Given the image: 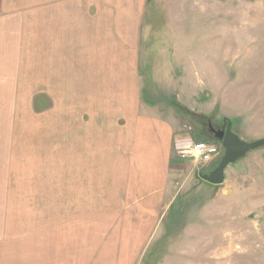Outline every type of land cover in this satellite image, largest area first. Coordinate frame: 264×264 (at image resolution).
<instances>
[{
    "label": "rangeland",
    "instance_id": "374dc122",
    "mask_svg": "<svg viewBox=\"0 0 264 264\" xmlns=\"http://www.w3.org/2000/svg\"><path fill=\"white\" fill-rule=\"evenodd\" d=\"M6 3L20 9L26 23L34 8L49 4ZM108 4L121 10L123 20L137 5L142 85L150 99L158 97L160 110L177 118L178 133L213 139L203 135L207 121L222 119L206 112L210 84L217 110L239 117L248 138L264 135V0ZM161 92L170 98L161 99ZM46 100L42 107L36 100L34 110L48 109ZM5 101L0 96V137L7 115L12 127L32 120L19 109L2 113ZM25 157L4 162L9 171L0 176V264H264V147L229 165L222 184L201 177L218 163L179 169L161 209L104 210L96 202L106 196L89 193L83 202L87 198L94 209L74 210L59 173L50 178L49 163Z\"/></svg>",
    "mask_w": 264,
    "mask_h": 264
},
{
    "label": "crops",
    "instance_id": "0c3cea01",
    "mask_svg": "<svg viewBox=\"0 0 264 264\" xmlns=\"http://www.w3.org/2000/svg\"><path fill=\"white\" fill-rule=\"evenodd\" d=\"M6 2L0 0L2 113L19 109L32 120L12 127L7 115L8 123L2 122L0 176L9 171L4 162L32 155L49 163L50 178L58 172L64 179L74 210L94 209L87 198L83 202L89 193L106 196L96 202L104 210L161 209L174 173L197 165L176 156L177 118L160 110L158 97L150 99L142 85L137 5L123 20L114 4L105 8V0H48L26 23L24 13L6 8ZM164 92L158 96L169 99ZM213 94L209 84L206 112L230 118L244 140L264 138H248L239 117L217 110ZM46 99L50 107L35 111L36 100L42 107Z\"/></svg>",
    "mask_w": 264,
    "mask_h": 264
},
{
    "label": "water",
    "instance_id": "95a60500",
    "mask_svg": "<svg viewBox=\"0 0 264 264\" xmlns=\"http://www.w3.org/2000/svg\"><path fill=\"white\" fill-rule=\"evenodd\" d=\"M226 125L216 131L215 139L220 140L225 146V154L220 163L211 173L202 174L201 177L211 184L217 185L225 182L226 170L229 165L245 157L250 151L264 147V138L247 141L235 132L233 121L225 117Z\"/></svg>",
    "mask_w": 264,
    "mask_h": 264
},
{
    "label": "built area",
    "instance_id": "2783aa9c",
    "mask_svg": "<svg viewBox=\"0 0 264 264\" xmlns=\"http://www.w3.org/2000/svg\"><path fill=\"white\" fill-rule=\"evenodd\" d=\"M174 151L178 158L206 167L221 160L225 146L221 141L195 139L191 134H180L174 139Z\"/></svg>",
    "mask_w": 264,
    "mask_h": 264
},
{
    "label": "flooded vegetation",
    "instance_id": "af4514ba",
    "mask_svg": "<svg viewBox=\"0 0 264 264\" xmlns=\"http://www.w3.org/2000/svg\"><path fill=\"white\" fill-rule=\"evenodd\" d=\"M226 125V122L224 119L222 121H213L208 120L207 121V129L206 132H204V135L215 138L216 131L222 129Z\"/></svg>",
    "mask_w": 264,
    "mask_h": 264
}]
</instances>
